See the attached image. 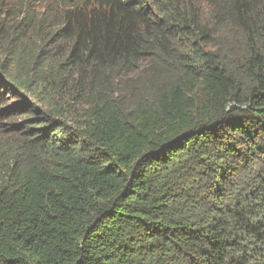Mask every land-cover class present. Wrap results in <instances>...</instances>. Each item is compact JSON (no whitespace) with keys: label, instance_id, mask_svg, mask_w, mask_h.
<instances>
[{"label":"trees","instance_id":"1","mask_svg":"<svg viewBox=\"0 0 264 264\" xmlns=\"http://www.w3.org/2000/svg\"><path fill=\"white\" fill-rule=\"evenodd\" d=\"M25 1L0 264H264V0Z\"/></svg>","mask_w":264,"mask_h":264},{"label":"rangeland","instance_id":"2","mask_svg":"<svg viewBox=\"0 0 264 264\" xmlns=\"http://www.w3.org/2000/svg\"><path fill=\"white\" fill-rule=\"evenodd\" d=\"M21 1H23V4L26 3L25 0H0V15L5 16L6 11L10 10L13 8L14 4H21ZM32 4V7L34 8V10H41L42 7L37 8V6L39 5H44L52 0H27ZM199 2L203 1V0H196ZM150 5V4H148ZM198 7H203L201 5H199ZM8 19L11 21H14L15 19L12 18V15L10 13H8L7 15ZM1 23V21H0Z\"/></svg>","mask_w":264,"mask_h":264}]
</instances>
